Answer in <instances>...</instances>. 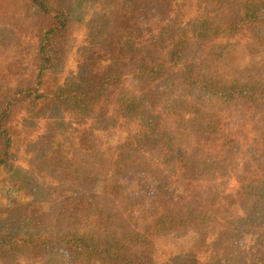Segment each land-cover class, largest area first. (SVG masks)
I'll return each instance as SVG.
<instances>
[{
	"label": "trees",
	"instance_id": "trees-1",
	"mask_svg": "<svg viewBox=\"0 0 264 264\" xmlns=\"http://www.w3.org/2000/svg\"><path fill=\"white\" fill-rule=\"evenodd\" d=\"M182 1L0 0V50L34 48L27 67L0 62V171L18 160L13 178L46 203H18L14 224L0 222V264H23L20 254L33 264H264V186L251 181L256 164L264 172V81L207 79L191 61L167 66L191 43L251 62L240 50L264 48V0H210L189 26L193 7ZM75 24L90 30L78 41ZM165 39L167 64L154 55ZM71 46L75 61L64 66ZM125 64L139 92L113 95ZM172 70L186 93L161 94L169 102L160 107L156 86ZM19 71L23 83L11 85ZM166 106L189 129L186 141ZM233 109L240 124L258 120L248 143L223 127ZM237 199L258 229L230 219Z\"/></svg>",
	"mask_w": 264,
	"mask_h": 264
},
{
	"label": "rangeland",
	"instance_id": "rangeland-1",
	"mask_svg": "<svg viewBox=\"0 0 264 264\" xmlns=\"http://www.w3.org/2000/svg\"><path fill=\"white\" fill-rule=\"evenodd\" d=\"M70 1V0H69ZM183 3L186 5L189 4V6L193 7L192 13L191 9L189 12L186 13L185 17V23L187 26L191 25V17H201V16H206V13L208 11H212L211 9V1L210 0H183ZM72 4V3H71ZM94 5V4H93ZM229 8V7H228ZM86 9V7L84 8ZM88 10H93L95 17L98 14V11L95 10L94 6H89L87 8ZM91 11L87 12L84 15H79L81 16H89V13ZM230 11V8H229ZM229 11L227 12V16L229 17ZM209 12V13H210ZM78 17V16H77ZM76 17V18H77ZM188 18V19H187ZM81 19V18H80ZM86 29L87 32H90V30H87L85 28V25L83 24H75L73 25V29L76 32V37L77 41L81 38L82 32L81 29ZM173 37H176V33L173 34ZM167 40L165 39L162 44L158 43L156 46L155 50V58L159 61H163L164 63L168 59V53L167 51L169 50L168 48L171 46ZM241 39L238 40L240 42ZM84 41H80V45L83 44ZM257 49V48H255ZM261 51H250L249 49L246 50H240V52L244 55H246L252 63V66H250L248 63L245 65L239 63V62H234L233 56H231V59L228 57L226 58L227 51L225 52L222 49V45L220 44H207L203 43L202 46L197 45L196 43L192 44L191 46L186 49L185 51V56L183 60H179L178 66L175 64H167V66H174L177 67V70H180V67L183 62H194V67L196 70L202 72V76L207 77V79H216L218 82L221 81H249V80H263L264 81V48L258 49ZM69 53L67 54V60L64 63V66L66 64L73 65L75 61V55L78 52V48H75L71 46L69 48ZM233 52V50H232ZM34 55V48L32 49L30 46L26 47L25 49H14L8 51V50H0V62L3 59H8L9 61L11 60V63L13 64V69L17 68L18 66H15L19 63V61H22V63L19 66H24L27 67V65H30L29 62H31V58ZM183 56V54H182ZM154 58V59H155ZM6 65H9L8 62H6ZM63 66V74H67ZM259 68V69H258ZM177 70H172V75H167L165 78L160 81L161 84H158L156 87L163 88L161 93H159V100L158 104H160V107H163L162 103L169 101L162 96L161 94L163 93H169L170 94V101H176L178 98L182 97L183 93H186L185 88H181V83L180 80L178 79V72ZM132 73V67L131 65L125 64L121 66L118 69V75H120L121 79H123L120 84L118 83H111V88L108 87V91L113 95L116 93H122V94H134L139 92L138 88L136 85L130 83V76ZM214 76V77H212ZM25 75L21 73L20 71L17 73H14L11 75V85H15L16 83L22 84ZM231 79V80H229ZM112 91V92H111ZM151 97L156 98V93H153L150 95ZM185 99V98H184ZM248 104L247 100H241V103H237L238 107H242L241 105ZM165 104V103H164ZM173 106V105H171ZM171 106H166L168 108H164V119H167V124L169 127L173 125V129L176 132V136L182 140L186 141V138L189 137V129L186 127L184 122L182 120L176 119L175 115L176 113L171 110ZM238 111L236 110H231L224 114L223 118V127H225L226 130H231L230 133V139H233L235 141L239 140L242 141V144L244 141L250 142L252 139H254L256 136L259 135L260 130L258 131L256 129V124L258 120L254 117L251 118L247 123L245 124H240L242 114H236ZM42 116L44 117V114L42 113ZM171 121L172 123H170ZM70 127V126H69ZM17 130L19 131V134L21 137L24 138H30V133L28 130V126H23L22 124H18ZM77 131H73L70 129V131H67V139L70 141L75 142L76 141V135ZM241 134V137L237 136ZM239 157L242 155H245V151H243L241 154H237ZM16 156V153L12 156V159ZM245 161H248V157L245 158ZM18 164V160L13 159V162H10L8 164V170L7 171H0V222H8L10 223L9 226L13 225L15 220H16V205L21 202H32V203H42L43 205L46 204L44 202H41L37 196L33 192H25L22 190V185L20 182H17L14 178L13 175L10 172V167L12 165ZM261 163L256 164L253 168L256 170L255 173L252 175L251 181L254 183L255 188L259 187L260 184H262L261 187L264 186V172H262L259 168H257ZM264 169V168H263ZM252 193V192H250ZM257 194V191L254 195ZM255 198V197H254ZM240 199H237L234 205L236 206L235 210L231 209L229 210L230 213V219L235 223L243 222L244 220H248L253 223H257L255 228L257 226L259 227V219H255L251 214V211L249 209L238 206L237 202ZM46 210V208H45ZM53 211V210H50ZM257 218H259V215H256ZM10 221V222H9ZM248 221H244L245 223H248ZM258 229V228H257ZM21 262L23 264H33L29 261L28 258L25 257L24 254H20Z\"/></svg>",
	"mask_w": 264,
	"mask_h": 264
}]
</instances>
